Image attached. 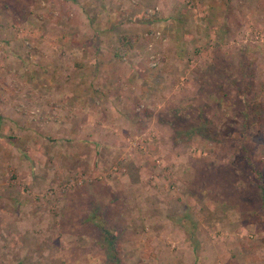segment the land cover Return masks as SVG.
I'll return each instance as SVG.
<instances>
[{
    "label": "rangeland",
    "instance_id": "obj_1",
    "mask_svg": "<svg viewBox=\"0 0 264 264\" xmlns=\"http://www.w3.org/2000/svg\"><path fill=\"white\" fill-rule=\"evenodd\" d=\"M156 1L137 0L144 13L124 34L142 59L133 127L107 112L106 124L79 131L91 143L11 139L20 154L0 155V264H264V97L263 121L247 116L264 81V0H166L173 14L158 24ZM7 2L0 22L18 23L1 13ZM27 23L8 31L20 50L68 35ZM148 68L159 77L154 96ZM30 108L23 118L33 119Z\"/></svg>",
    "mask_w": 264,
    "mask_h": 264
},
{
    "label": "crops",
    "instance_id": "obj_2",
    "mask_svg": "<svg viewBox=\"0 0 264 264\" xmlns=\"http://www.w3.org/2000/svg\"><path fill=\"white\" fill-rule=\"evenodd\" d=\"M7 3L8 6H2L9 11L1 13L11 14L14 20L20 18L18 23H27L22 18L33 16L34 21L23 30L38 34L62 30L68 35L58 34L48 41L40 38L33 48L20 50V40L8 31L21 30L22 27L17 28L21 25L1 19L0 148L5 151L1 156L20 154L11 139L25 148L28 143L30 146L53 141L57 135L69 143H91V133L79 134V131L106 124L107 112H116L120 124L134 126L128 100L132 95L135 100L144 95V89L139 91L136 86L141 84L137 72L138 61H142L138 43H132L127 53L130 55L124 58L131 64L125 68L123 61L113 58L110 48L117 39L115 35H130L137 29L138 19L144 13V10L139 12L137 0H47L46 4L42 0H8ZM156 5L158 11L152 22L158 24L173 14L172 4L169 10L164 9L168 5L166 0H158ZM145 75L152 88L147 96H154V80L159 78L155 68H148ZM14 106L18 116L4 117V111ZM29 108L30 114L34 113L32 120L22 117V112ZM42 111H50L52 118L46 119ZM44 126L50 130H42Z\"/></svg>",
    "mask_w": 264,
    "mask_h": 264
},
{
    "label": "trees",
    "instance_id": "obj_3",
    "mask_svg": "<svg viewBox=\"0 0 264 264\" xmlns=\"http://www.w3.org/2000/svg\"><path fill=\"white\" fill-rule=\"evenodd\" d=\"M132 47V41L131 38L127 35H120L117 38L116 43L113 45L112 47V56L116 59V60H121L122 57L131 49ZM245 55H247L245 53ZM250 59H246L249 61H252V57L249 56ZM247 64L250 65V62H248ZM246 66L248 67L249 65ZM241 73L244 76V85L246 86L247 84L251 85V82L247 80L250 78V75L252 73V70H250L249 68H245V70L243 68H241ZM257 90L252 94V98L250 100V103L248 104V112H247V116L248 118H251L253 120L262 122L263 121V117L261 114L262 111V107H263V97H264V81L261 82H257L256 84ZM242 150H246L245 147H242ZM239 153V152H237ZM236 153V154H237ZM235 154V156H236ZM236 162H237V157L236 159H234V161L232 162L234 164V166H236ZM96 219V225L100 228V230L102 232H104V241L107 242L108 246L111 248L112 245H116V239L113 236V234L109 233L108 231L105 230V228H103V221L101 219H99V217L95 216ZM186 232V234L189 235L188 230H184ZM191 237V236H189ZM191 239V238H189Z\"/></svg>",
    "mask_w": 264,
    "mask_h": 264
}]
</instances>
